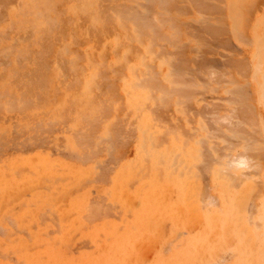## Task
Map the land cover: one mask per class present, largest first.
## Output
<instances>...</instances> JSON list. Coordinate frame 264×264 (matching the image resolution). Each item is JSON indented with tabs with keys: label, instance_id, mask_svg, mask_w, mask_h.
<instances>
[{
	"label": "rangeland",
	"instance_id": "1",
	"mask_svg": "<svg viewBox=\"0 0 264 264\" xmlns=\"http://www.w3.org/2000/svg\"><path fill=\"white\" fill-rule=\"evenodd\" d=\"M0 13V264H264V0Z\"/></svg>",
	"mask_w": 264,
	"mask_h": 264
},
{
	"label": "bare ground",
	"instance_id": "2",
	"mask_svg": "<svg viewBox=\"0 0 264 264\" xmlns=\"http://www.w3.org/2000/svg\"><path fill=\"white\" fill-rule=\"evenodd\" d=\"M191 1H192V0H191ZM203 2H204V1H203ZM205 2H206V0H205ZM137 3H138V2H137ZM169 3H170V2H169ZM201 4H203V3H201ZM121 5H122V4H121ZM140 5H141V3H140ZM203 5H204V4H203ZM206 5H207V4H206ZM133 6H135V5H133ZM162 6H163V5H161V7H162ZM208 6H209V5H208ZM208 6H207V7H208ZM125 7H128V6H125ZM136 7H137V6H136ZM197 8H198V7H197ZM209 8L211 9L210 6H209ZM209 8H208V9H209ZM126 9H127V8H126ZM137 9H138V8H137ZM146 10H147V9H146ZM201 10H202V9H201ZM201 10H200V11H201ZM211 10H212V9H211ZM161 13H162V12H161ZM0 14H1V13H0ZM125 14H126V13H125ZM163 15H164V14H163ZM110 16H111V15H110ZM130 16H131V14H130ZM151 16H152V15H151ZM133 17H134V16H133ZM134 18H135V17H134ZM151 18H152V17H151ZM108 19H109V18H108ZM137 19H139V18H137ZM140 19H141V18H140ZM237 19H238V18H237ZM143 20H144V19H143ZM142 22H143V21H142ZM224 22H225V21H224ZM108 23H109V22H108ZM234 23H235V22H234ZM11 24H12V23H11ZM138 24H139V23H138ZM204 24H205V23H204ZM235 24H236V23H235ZM33 25H34V23H33ZM152 25H153V24H152ZM237 25H238V24H237ZM139 26H140V25H139ZM154 26H155V25H154ZM201 26H202V25H201ZM201 26H200V27H201ZM203 27H204V26H203ZM235 27H236V26H235ZM52 28H53V27H52ZM144 28H145V27H144ZM150 28H151V26H150ZM204 28H205V27H204ZM206 29H207V28H206ZM204 30H205V29H204ZM235 30H236V29H235ZM154 31H155V30H154ZM210 31H211V30H210ZM210 31H209V32H210ZM239 31H240V30H239ZM215 32H216V31H215ZM206 33H207V32H206ZM232 33H233V32H232ZM234 33H235V32H234ZM203 34H204V33H203ZM226 34H227V33H226ZM153 35H154V34H153ZM201 35H202V34H201ZM228 35H229V34H228ZM233 35H234V34H233ZM235 35H236V33H235ZM238 35H239V34H238ZM30 37H31V36H30ZM209 37H210V36H209ZM227 37H228V36H227ZM237 37H238V36H237ZM26 38H27V36H26ZM47 38H48V37H47ZM24 40H25V39H24ZM48 40H49V39H48ZM49 41H50V40H49ZM41 44H42V43H41ZM43 44H44V43H43ZM159 51H160V50H159ZM171 69H172V68H171ZM25 76H26V75H25ZM141 80H142V79H141ZM141 80H140V81H141ZM145 81H147V80H145ZM141 83L144 84V83H143V80H142ZM147 83H148V82H146L145 84H146V85H149V84H147ZM31 84H32V83H31ZM138 84H140V83H138ZM145 84H144V85H145ZM26 85H27V84H26ZM144 85H143V87H145V88H146V87H151V89L153 88V87L150 86V85H149V86H144ZM140 86H141V85H140ZM20 87H21V86H20ZM27 87H28V86H27ZM141 87H142V86H141ZM30 89H31V88H30ZM21 102H22V101H21ZM20 104H21V103H20ZM22 104H23V103H22ZM21 107H22V106H21ZM25 108H26V107H25ZM26 109H27V108H26ZM144 147H145V146H144ZM145 150H146V149H145ZM150 150H151V149H150ZM145 152H146V151H145ZM146 154H147V152H146ZM146 154H145V155H146ZM147 156H148V155H147ZM144 158H146V157H144ZM140 159H141V158H140ZM219 222H220V223L218 224V226H217V225L215 226V229H219V230L223 231L222 228H221V221H219ZM195 244H196V245H201V243L198 242V241L195 242ZM194 251H196L197 255H199V253H201L202 249H200V246H195V250H194ZM196 253H195V254H196ZM201 261H202V260H200V262H201ZM98 262H100V261H98ZM200 262H197L196 264H198V263H200Z\"/></svg>",
	"mask_w": 264,
	"mask_h": 264
}]
</instances>
